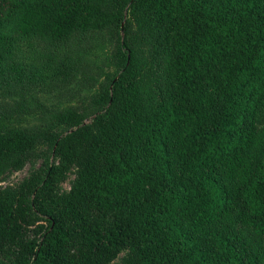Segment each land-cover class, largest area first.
<instances>
[{"label":"trees","instance_id":"trees-1","mask_svg":"<svg viewBox=\"0 0 264 264\" xmlns=\"http://www.w3.org/2000/svg\"><path fill=\"white\" fill-rule=\"evenodd\" d=\"M26 166L0 264H264V0H0V178Z\"/></svg>","mask_w":264,"mask_h":264},{"label":"rangeland","instance_id":"rangeland-1","mask_svg":"<svg viewBox=\"0 0 264 264\" xmlns=\"http://www.w3.org/2000/svg\"><path fill=\"white\" fill-rule=\"evenodd\" d=\"M22 51L24 52L23 57L25 58V60H30L32 58V56L30 55L31 50L29 47L23 46ZM34 90L36 92L34 96L38 97L39 100L45 99V100H47V102H51L53 100L54 91L51 87L40 86V87L34 88ZM48 92H50V93H48ZM30 119H31L30 117L25 118L23 120V122H28V121H30ZM30 171L31 170H30L29 166H26L22 170L11 171V172L5 173L0 178V188L15 187L25 177L28 176ZM73 179H74V174L69 175L68 180L65 183H63V185H62V189L64 191H68L70 189V183ZM125 255H126V253H124V252L121 253L118 256V258L115 260L114 264H121L122 259L125 257Z\"/></svg>","mask_w":264,"mask_h":264}]
</instances>
